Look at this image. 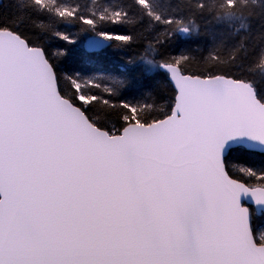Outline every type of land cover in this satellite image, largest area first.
<instances>
[{
	"label": "snow or ice",
	"instance_id": "obj_1",
	"mask_svg": "<svg viewBox=\"0 0 264 264\" xmlns=\"http://www.w3.org/2000/svg\"><path fill=\"white\" fill-rule=\"evenodd\" d=\"M14 2L0 16V264H264V0H182L185 16L160 0ZM194 16L229 31L168 52L198 38ZM145 20L162 30L122 57Z\"/></svg>",
	"mask_w": 264,
	"mask_h": 264
},
{
	"label": "trees",
	"instance_id": "obj_2",
	"mask_svg": "<svg viewBox=\"0 0 264 264\" xmlns=\"http://www.w3.org/2000/svg\"><path fill=\"white\" fill-rule=\"evenodd\" d=\"M78 2H80L81 4H84V5H90L92 3V0H78ZM100 2H105V3L118 2V3L124 4V5L131 6V5H133L134 0H100ZM206 2H209V0H206ZM160 3L165 8L178 9V12H177L178 16H185L189 12V9L183 7L182 0H160ZM15 10H16V5H15L14 0H1L0 16H4V17L14 16ZM129 11L134 16L136 15L135 9L133 7H130ZM193 19L195 20V22L198 26L199 32H200V35L198 36V38L192 39L190 43L185 38H179V39L174 38L173 40L169 41L168 48H167L168 52H176L178 49L182 50L185 47H192V46H196V45H202V46L207 47L208 41H209L211 36L215 35L217 38H220L222 35L226 34L229 31V29L226 25H218L215 22H210L211 21L210 16H208V17L194 16ZM260 24H261V21L259 19L254 20L252 23L253 30L254 31L258 30L260 27ZM70 30L71 31H79V28L73 27ZM127 30L128 29H125V31H127ZM159 30H162V29H151L150 30L147 26L146 20L145 21H139L136 25H134L132 27L131 31L135 32V33H142V35L140 37L142 42L139 45L135 46V48L133 50L121 53V56L124 58H131V57H135V56L142 54L144 48L146 47V42L153 40V38L157 35V32ZM232 31H234V29ZM83 39H84V37L82 36L81 42H83ZM229 43H231V41H229ZM79 52H80L79 59L81 61H86L90 57L95 55V54L87 53L82 48L79 49ZM255 58H256L255 53H253L249 57L250 60L255 59ZM72 65H73V62L70 61L69 62V68H71ZM121 66H123L122 60L120 61L119 65L109 66L111 74L119 77L121 75L120 71H119V68ZM129 70L134 74H140L141 76L143 75L142 69L139 66L130 68ZM259 78H260L259 73L257 72V79L259 80ZM148 79H151V77H149ZM161 79L162 78H156L157 83L153 84V86L157 87V85ZM157 90H159V88ZM161 94H163V93H161ZM246 159L256 160V161L259 160L258 157H244L242 153L236 154V162L244 163Z\"/></svg>",
	"mask_w": 264,
	"mask_h": 264
},
{
	"label": "water",
	"instance_id": "obj_3",
	"mask_svg": "<svg viewBox=\"0 0 264 264\" xmlns=\"http://www.w3.org/2000/svg\"><path fill=\"white\" fill-rule=\"evenodd\" d=\"M0 3H1V0H0Z\"/></svg>",
	"mask_w": 264,
	"mask_h": 264
}]
</instances>
